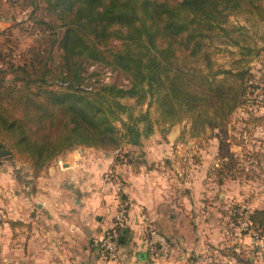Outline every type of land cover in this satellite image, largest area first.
<instances>
[{"label": "trees", "instance_id": "16d2710c", "mask_svg": "<svg viewBox=\"0 0 264 264\" xmlns=\"http://www.w3.org/2000/svg\"><path fill=\"white\" fill-rule=\"evenodd\" d=\"M45 1L47 11L63 22L64 31L45 59L40 51L33 54L32 66H28L36 73L38 64L42 65L41 76L32 80L27 66L23 68L25 76H16L11 81L10 96H0V157L5 152L10 156L19 153L35 157L34 165L38 168L68 143L84 142L105 150L120 148L122 138L116 137L117 132L102 113L97 97L108 99L101 92H87L80 86L82 59L107 63L128 77L131 86L127 90L118 84L104 87L113 92L132 93L145 81L151 96H157L154 88H164L165 100L172 95V102L160 105L163 112L168 110L172 123L182 121L173 118L178 107L195 116L208 117L211 113V118L193 121L195 130L228 126L231 116L251 102L249 96L258 88L254 86L250 67L217 71L216 75L227 76L217 81L209 80L193 63L203 57L211 67L206 51L208 42L227 32L225 24L232 14L259 12L264 19V0ZM49 27L54 31L52 25ZM111 39L121 41V46H110ZM55 45L61 50L62 61L54 79L61 87L59 90L49 88L47 80ZM136 48L144 53L135 54ZM16 82L25 84L18 88L13 84ZM33 83L37 84L36 91L31 90ZM114 100L120 105L119 100ZM108 103L112 107L110 100ZM110 112L115 110L110 108ZM123 124L133 146L141 145V135L148 136V130L152 131L151 126L141 129ZM236 217L248 221V230H264V209H255L247 215L237 213Z\"/></svg>", "mask_w": 264, "mask_h": 264}, {"label": "crops", "instance_id": "0c3cea01", "mask_svg": "<svg viewBox=\"0 0 264 264\" xmlns=\"http://www.w3.org/2000/svg\"><path fill=\"white\" fill-rule=\"evenodd\" d=\"M171 132L168 139L155 134L142 141L144 155L136 169L114 156L92 154V149L62 157L61 167L49 169L53 176L39 177L27 199L20 195L13 220L0 221V264H259L258 254L245 263L246 253L239 247L235 256L219 252L228 243L221 205L230 197L261 195L264 187L247 185L239 175L236 181L224 171L221 181H210L208 171L215 166L210 154L204 156L203 166L190 162L186 170L179 169L181 151L176 148L182 144L175 130ZM259 139L253 141L256 149ZM219 147L224 148L223 143ZM111 167L123 182L111 181ZM254 176L264 174L252 172L249 178ZM247 204L264 209L253 199ZM147 222L167 239L168 254L153 253L143 233ZM114 228L124 233V241L118 259L105 261L94 241Z\"/></svg>", "mask_w": 264, "mask_h": 264}, {"label": "rangeland", "instance_id": "374dc122", "mask_svg": "<svg viewBox=\"0 0 264 264\" xmlns=\"http://www.w3.org/2000/svg\"><path fill=\"white\" fill-rule=\"evenodd\" d=\"M46 7L45 0H0V70L5 73L4 75L0 74V82L4 80L0 87L1 97L10 96L12 92L10 90L11 81L16 76H25L23 68L26 69L28 65L32 66L34 53L40 51L44 54L43 58L45 59L49 55L54 41L62 37L63 22L58 19L57 15H52L47 11ZM49 25L53 26L54 31ZM225 27L227 32L219 34V31L216 30L215 32H218L219 35L208 42L206 51L209 53L212 66L210 67L203 57L199 59L198 63H193V66L207 74L209 80L217 81L227 77L223 73L216 75L217 71L227 69L238 71L250 67L254 74V86L258 88L249 96L251 102L242 106L231 116L228 126L220 129L204 126L195 130L191 124H194L195 120L197 123L201 122L200 118L202 120L211 118V113L208 117L195 116V114L186 111L187 109L180 107H178L173 118L182 121L172 123L168 110L163 112L160 105L161 102H172V95L169 100H165L166 91L164 88H154L157 96H151L145 81L132 93L128 91L113 92L104 87L118 84L127 90L131 86L128 77L120 71L114 70L107 63L82 59L80 69V82L82 84L80 83V86L87 92H101L108 101L110 100L112 107L109 106L104 97H97L99 107L103 110L102 113H105L117 132L116 137L122 138V145L118 150H105L84 142L64 144L42 167L38 168L34 165L35 157L19 153L10 156L8 152H5L0 157V221L4 219L13 220V208L19 203L20 195L23 196L24 200L27 199L30 188L37 187L38 178L53 176L49 173V169L62 164V157H65L69 152H75L79 149H92L89 150L92 154L95 152L106 157L114 156L115 160L119 158L118 162L124 161L132 168H138L142 164L144 155L142 142L138 147L129 144L130 139L126 137L129 133L123 122L136 127L140 126L141 129L151 126L152 131L148 130V136L141 135L142 141L155 137V134L163 139L171 138L173 137L171 131L174 129L176 140L182 144L176 150L182 152L177 154L181 158L179 169L183 171L191 165L190 162L203 166L204 156L210 154L213 156L212 162L215 165L213 169H209L208 164L206 166V170L209 169L210 181L215 183L221 181V171H224L225 174H231L234 180L239 175L247 185L264 187L263 176L249 178L252 172L264 174V141L262 143L264 138V19L261 18L259 12H239L229 16V23L225 24ZM110 42V46L111 44L115 45L116 48L121 46V41L117 39H111ZM130 50L132 49L130 48ZM125 51L128 52L129 49L126 48ZM52 53V59L49 62L51 74L47 80L49 88L59 90L61 87L54 80L60 72L58 66L62 63L60 59L61 50L58 45L53 47ZM142 53H144L142 49L136 48L135 54ZM29 66L28 71L32 74L31 79L36 80L41 76L42 65L38 64L39 70L36 73ZM196 80L200 81V78L197 76ZM13 84L19 88L25 82ZM36 86V83L31 84V90L36 91ZM114 99L119 100L120 105ZM110 108L115 112L111 113ZM255 138H260V148L262 146V149L253 147ZM189 143H194V145ZM222 143L224 148L221 149L219 146ZM258 145L259 143L256 146ZM211 150L213 151L211 152ZM247 174L248 177L245 178ZM108 177L113 182L117 179L122 181L121 175L116 174L114 167L109 169ZM220 193L222 192L218 193V199ZM245 199L259 201V207H264V193L261 195L253 193L242 200L230 197L227 204L223 203L221 205V208L224 207L223 212H221L223 214L221 223L224 227L223 235H225L228 243L219 249V252L235 256L236 248L239 247L240 251L244 249V253H246L245 263H250L249 258L258 254L259 264H264V230H248V227L243 225L245 219H236L237 213L247 215L255 210V206L248 205V200ZM237 236L242 240L237 241ZM235 241L237 243H234Z\"/></svg>", "mask_w": 264, "mask_h": 264}, {"label": "built area", "instance_id": "2783aa9c", "mask_svg": "<svg viewBox=\"0 0 264 264\" xmlns=\"http://www.w3.org/2000/svg\"><path fill=\"white\" fill-rule=\"evenodd\" d=\"M123 217L124 208L121 214L118 216V220L122 221ZM243 225L244 227H249L248 221L245 220ZM143 233L147 237V242L149 243V246L152 247L154 254H157L158 252L163 254L169 253V243L167 239L158 231L152 222H147L146 226L143 228ZM120 236L121 235L114 228L111 231L106 232L101 238L94 241L95 245L100 246L101 248L102 259L105 261H113L118 259Z\"/></svg>", "mask_w": 264, "mask_h": 264}, {"label": "water", "instance_id": "95a60500", "mask_svg": "<svg viewBox=\"0 0 264 264\" xmlns=\"http://www.w3.org/2000/svg\"><path fill=\"white\" fill-rule=\"evenodd\" d=\"M119 240H120V242L124 241V233L120 236Z\"/></svg>", "mask_w": 264, "mask_h": 264}]
</instances>
